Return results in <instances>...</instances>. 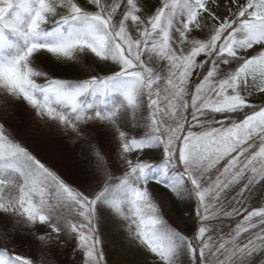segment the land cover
<instances>
[{"label": "snow or ice", "instance_id": "6c2138e0", "mask_svg": "<svg viewBox=\"0 0 264 264\" xmlns=\"http://www.w3.org/2000/svg\"><path fill=\"white\" fill-rule=\"evenodd\" d=\"M45 57L84 77H54ZM154 186L187 206V234ZM256 198L264 0H0V264H50L53 247L110 264L109 222L151 264H264Z\"/></svg>", "mask_w": 264, "mask_h": 264}, {"label": "rangeland", "instance_id": "374dc122", "mask_svg": "<svg viewBox=\"0 0 264 264\" xmlns=\"http://www.w3.org/2000/svg\"><path fill=\"white\" fill-rule=\"evenodd\" d=\"M151 2V0H150ZM50 58V57H49ZM49 60L47 57L43 58L42 64H50L55 62L54 58H50ZM54 60V61H53ZM58 68H63V62L56 61ZM55 63V64H56ZM153 66H158V63L153 61ZM66 68H68L70 74H72L71 78H83L84 74L86 72L87 65L80 64L75 65L68 63ZM52 75H55V73H51ZM22 106H17V108ZM22 114V113H21ZM24 118H14L13 120L16 124L17 131H19V128L22 127L25 123L28 122L30 119V114H23ZM103 148V145H101ZM70 151L67 149V154L70 158L76 159L75 157H71L69 155ZM110 164H113V162L110 160ZM114 166V164H113ZM56 168L60 170L62 174L71 175L68 171H66L61 165L56 164ZM153 192L155 195V199L157 202L161 205V210L163 213L164 218L171 223L174 227L178 226L180 229L184 230L187 234L188 228L186 226L185 220L181 219L176 212H174L173 205L169 199V196L167 194V191L159 188L158 186L153 187ZM260 204V206H264V200H260L259 198L253 199V201L250 202L249 205H246V207H254L257 204ZM234 225L231 224L230 221H223L219 227L223 229L225 233L229 231V228ZM43 231V230H41ZM105 243H106V252L108 253V257L110 260V264H140L142 259L147 260L149 255L145 253L144 251L138 249L134 244L130 242V240L127 237L126 232L124 229L120 226L119 222H109L106 225V234H105ZM38 246V245H37ZM35 249L25 248L24 245L17 249V251H23L26 255L29 256H38L40 253L39 247ZM35 250V251H31ZM30 252H33L34 255H32ZM70 249L65 250H56L54 247L50 249L48 253L45 254V261L50 262V264H72V260L70 258Z\"/></svg>", "mask_w": 264, "mask_h": 264}, {"label": "trees", "instance_id": "16d2710c", "mask_svg": "<svg viewBox=\"0 0 264 264\" xmlns=\"http://www.w3.org/2000/svg\"><path fill=\"white\" fill-rule=\"evenodd\" d=\"M49 60H51L49 57H47ZM55 60V59H54ZM53 60V61H54ZM56 63V61L55 62H53V63H50L49 65L48 64H42L41 66L47 71V72H49L50 74L53 72V73H55V75H53L54 77H58V78H64V79H72L71 78V76H72V74H70V72H69V70H68V68H66L67 67V65H69V64H63V68H58L57 67V63ZM52 75V74H51ZM14 118H24L25 119V117L26 116H24L23 114H21L19 111H17L15 114H14V116H13ZM60 135H63L62 133L60 134ZM64 141H65V145H66V149H68L69 151H70V153H69V155L71 156V157H75V158H77V157H79L80 156V152H81V149H80V147H79V143L78 142H73L71 139H68L67 137H65L64 138ZM102 147V146H101ZM113 162V161H112ZM58 169V168H57ZM59 170V169H58ZM60 171V170H59ZM62 174V173H61ZM118 174V173H117ZM63 176H64V178L65 179H67V180H69V181H72L74 178H73V176L72 175H64V174H62ZM159 187V186H158ZM159 188H161V187H159ZM162 189V188H161ZM163 190H165V189H163ZM165 191H167V190H165ZM167 194H168V196H169V199H170V201H171V203H172V205H173V211L174 212H176V214L181 218V219H183V220H185V222H186V226H187V228H188V230H189V228H190V226H191V221L188 219V209H187V206L185 205V204H182L180 201H178V200H176L173 196H172V194L171 193H169L168 191H167ZM171 224V223H170ZM22 245H20V247H21ZM37 247H39V246H37ZM56 249V248H55ZM66 250L67 249H70V248H65ZM65 249H63V250H65ZM56 250H59V249H56ZM71 250V249H70ZM31 251H35V250H31ZM32 255H34L33 254V252H30ZM146 258H148L147 260H145V259H142L141 260V262L139 261V263L140 264H151V260H150V258L149 257H146Z\"/></svg>", "mask_w": 264, "mask_h": 264}]
</instances>
